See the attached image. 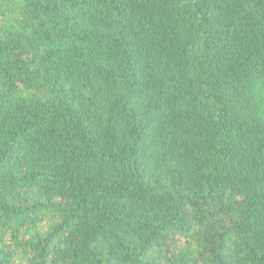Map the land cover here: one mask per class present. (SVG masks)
<instances>
[{
    "label": "trees",
    "instance_id": "obj_1",
    "mask_svg": "<svg viewBox=\"0 0 264 264\" xmlns=\"http://www.w3.org/2000/svg\"><path fill=\"white\" fill-rule=\"evenodd\" d=\"M0 264H264V0H0Z\"/></svg>",
    "mask_w": 264,
    "mask_h": 264
}]
</instances>
